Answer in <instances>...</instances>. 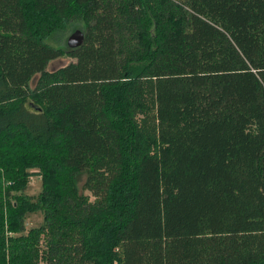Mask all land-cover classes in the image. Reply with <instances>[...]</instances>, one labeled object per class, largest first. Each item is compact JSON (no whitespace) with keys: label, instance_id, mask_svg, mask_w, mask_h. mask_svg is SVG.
I'll return each mask as SVG.
<instances>
[{"label":"trees","instance_id":"1","mask_svg":"<svg viewBox=\"0 0 264 264\" xmlns=\"http://www.w3.org/2000/svg\"><path fill=\"white\" fill-rule=\"evenodd\" d=\"M0 264H264V0H0Z\"/></svg>","mask_w":264,"mask_h":264},{"label":"rangeland","instance_id":"2","mask_svg":"<svg viewBox=\"0 0 264 264\" xmlns=\"http://www.w3.org/2000/svg\"><path fill=\"white\" fill-rule=\"evenodd\" d=\"M79 23L73 24V27L71 26L68 30L61 32L60 34H58L56 36V39L54 38L53 42L50 41V43L52 44V46L58 48V49H63L65 51H67L68 47L66 46V40L67 38H69L72 34L73 31L75 30H79ZM71 62H73L72 60H70L69 58H67L66 56H61V58L57 59L56 61H52L48 64L46 70L50 71V70H57L59 68H61L62 66L68 65ZM37 77L34 78L33 81H31L29 83V88L33 89L34 86V81L36 80ZM28 109L30 111H34L36 112V107H34L31 103L28 104ZM27 188L24 191V196L26 195L27 197L31 198L32 201H35L40 193V189H41V184H40V179L39 178H29L28 182H27ZM83 194L88 197L90 199V201H93V198L91 196H89L87 193L83 192ZM41 215L39 214H34V215H28L25 219V225H26V231L29 229H36L38 227H40V223H41Z\"/></svg>","mask_w":264,"mask_h":264},{"label":"water","instance_id":"3","mask_svg":"<svg viewBox=\"0 0 264 264\" xmlns=\"http://www.w3.org/2000/svg\"><path fill=\"white\" fill-rule=\"evenodd\" d=\"M83 38H84L83 33L80 32L79 30H75L73 31V34L69 38H67L66 46L68 47L69 50H74L78 47H81L83 43Z\"/></svg>","mask_w":264,"mask_h":264}]
</instances>
